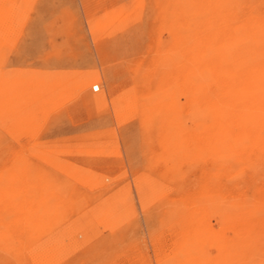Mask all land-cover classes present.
Masks as SVG:
<instances>
[{
    "label": "rangeland",
    "instance_id": "rangeland-1",
    "mask_svg": "<svg viewBox=\"0 0 264 264\" xmlns=\"http://www.w3.org/2000/svg\"><path fill=\"white\" fill-rule=\"evenodd\" d=\"M0 264H264V0H0Z\"/></svg>",
    "mask_w": 264,
    "mask_h": 264
},
{
    "label": "bare ground",
    "instance_id": "bare-ground-1",
    "mask_svg": "<svg viewBox=\"0 0 264 264\" xmlns=\"http://www.w3.org/2000/svg\"><path fill=\"white\" fill-rule=\"evenodd\" d=\"M208 34V33H207ZM203 35H204V33H203ZM216 46V45H215ZM203 55V54H202ZM201 56V55H200ZM223 56V55H222ZM221 57V56H220ZM244 58V57H243ZM242 59V58H241ZM243 60V59H242ZM245 61V60H244ZM243 61V62H244ZM240 64V63H239ZM212 64H210V66H211ZM237 65V64H236ZM208 67H209V65H208ZM215 67V66H214ZM213 67V68H214ZM212 68V69H213ZM236 68H238V67H236ZM257 68V67H256ZM244 69H245V67H244ZM214 70V69H213ZM215 71H216V68H215ZM244 72H242V73H245L246 72V70H243ZM234 72V71H233ZM240 73H241V71H240ZM198 74V73H197ZM239 74V73H238ZM238 74H236V75H238ZM215 75V74H214ZM246 75V74H245ZM242 75L240 74V77H241ZM239 77V78H240ZM243 77V76H242ZM238 78V79H239ZM237 78H236V81L238 80ZM241 79H243V78H241ZM247 80H248V77L246 78ZM221 80V79H220ZM244 81V79L241 81V84H242V82ZM223 82V81H222ZM224 82H225V80H224ZM228 82V81H227ZM247 82V81H246ZM220 83V82H219ZM239 83V82H238ZM244 83V82H243ZM223 84H225V83H223ZM230 84H231V82H230ZM246 84V83H245ZM239 85V84H238ZM226 87V86H225ZM228 87V86H227ZM238 87V86H237ZM97 88H99V86H93V89H94V91H98L99 89H97ZM222 89V88H221ZM231 101V100H230ZM226 102V101H225ZM233 102V101H232ZM227 103H229V102H227ZM231 103V102H230ZM234 103V102H233ZM221 104V103H220ZM229 105V104H228ZM235 105V104H234ZM248 105H250V103L248 104ZM252 105V104H251ZM234 107V106H233ZM225 108H226V106H225ZM255 108V107H254ZM240 109H242V108H240ZM250 112V111H249ZM239 113V112H238Z\"/></svg>",
    "mask_w": 264,
    "mask_h": 264
}]
</instances>
